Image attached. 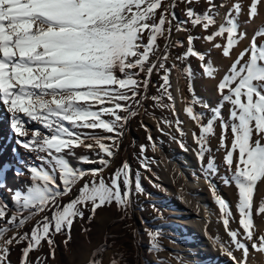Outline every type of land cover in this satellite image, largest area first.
<instances>
[{
    "label": "snow or ice",
    "instance_id": "6c2138e0",
    "mask_svg": "<svg viewBox=\"0 0 264 264\" xmlns=\"http://www.w3.org/2000/svg\"><path fill=\"white\" fill-rule=\"evenodd\" d=\"M181 2L186 6V23L201 26L204 31L216 24L214 0H206L208 8L203 14L192 7L199 0ZM245 6L247 19L254 20L259 9L264 8V0H247L246 5L236 0L228 9L225 23L202 37L212 43L223 58L231 59L232 50L247 35L237 19ZM175 7V0H0V104L9 114L16 143L30 153L40 154L36 156L39 164L27 169L31 186L25 192L16 191L13 199L22 209L30 210V216L52 211L51 218L45 216L38 221L30 234L17 231L4 239L8 231L23 227L30 217L13 215L6 219L7 206H0V221L6 219L5 226L0 228V264H10L8 256L14 243H26L20 264H30V252L45 240L55 258L53 232H66L64 243L67 245L72 225L76 218H84V209L90 206L89 221L98 209L112 203L126 211L131 204L133 184L135 192L142 191L138 175L134 180L127 161L107 180L102 173L115 156L118 137L123 135L129 117L137 114L133 106L141 103V88L146 91L157 69L165 73L160 86L163 95L173 101L168 91L169 53L166 46L162 54H158L157 41L161 37L170 39L176 19ZM187 30L175 26L177 32ZM225 34L226 43H215L217 37H225ZM258 38H264V28L255 31L250 46L239 52L219 79L216 90L220 101L211 108L212 115L206 123L205 113L195 112L193 107L201 102L192 88L191 68L187 66L183 70L192 93V100L184 111L199 128L198 135L193 133L198 146L196 156L230 237L227 244L218 239L214 243L219 244L220 251L231 258L233 264H247L249 248L264 254V234L255 235L252 219L254 194L258 185L264 184V42L258 44ZM195 39L193 35L187 36L186 51L177 59L197 58L202 75L215 79L217 69L208 59V53L194 47ZM176 46L183 47L184 41H177ZM152 99L161 107L175 110L174 103H162L163 96ZM225 104L230 106L227 119L222 114ZM217 121L220 128L217 151L223 150L227 170L223 183L237 189L239 228L236 230L229 227L234 218L230 205L217 193L211 179L219 174L209 146V137L216 135ZM33 123L39 127L30 128ZM165 123L171 124V121ZM181 123L176 120L177 131L183 136ZM97 130L110 135H96ZM148 139L152 141L151 136ZM179 143L183 150H188L183 141ZM79 148L95 152L99 166L77 169L70 158L76 157ZM145 150L142 145L141 153ZM78 160L93 162L84 156ZM142 167L147 169L148 166L142 163ZM88 176L91 180L86 179ZM80 181L84 183L78 195L61 207L58 199L72 193L73 186ZM256 214H264V199L256 208ZM158 235L149 233L152 247L157 250ZM236 251L242 252V259L237 260ZM90 264L101 262L93 259Z\"/></svg>",
    "mask_w": 264,
    "mask_h": 264
},
{
    "label": "rangeland",
    "instance_id": "374dc122",
    "mask_svg": "<svg viewBox=\"0 0 264 264\" xmlns=\"http://www.w3.org/2000/svg\"><path fill=\"white\" fill-rule=\"evenodd\" d=\"M234 2L236 0H214V3L217 5L213 13L216 24L210 26L207 31H204L201 26L193 27L190 22L186 23V6L181 0H175L176 7L174 10L176 19L173 21L172 38L170 40L161 37L157 41L160 48V53L158 54H162L166 46L169 53L166 67L170 69L168 74L170 87L168 91L171 93L173 101H169L167 96L163 95V89L160 86L164 83L162 77L165 73L164 70L157 69L153 72L146 91L141 88V103L139 106H133V111L137 114L129 117L123 128V135L118 137L119 143L115 149V156L110 160L109 166L102 173L107 180L114 170L120 167L122 162L127 161L131 165L133 179L135 180L138 175L142 191L135 192L133 184L131 204L126 211H122L115 203H112L110 206L98 209L94 218L89 221L88 217L91 214L90 206L88 209H84V218H76L72 225L71 240L67 245L64 243L67 238L66 232L61 234H55L53 232L51 234V238L54 241L52 247L55 249V258H52L50 247L45 240L35 250L30 252V264H90L93 259L100 260L101 264H113V261L116 264H195L189 260L191 258L193 259V257L188 256L187 258L176 250V237L179 235L180 227L177 224L178 218L170 213L171 208L166 203L169 197L165 190V184L168 182L163 178L161 173L160 160L156 159L157 153L171 156L173 152H176L178 154L188 155L191 158L195 168L190 177L203 181L206 186L204 191L209 195V209L217 214V220L208 223V226L212 228V235L215 240L218 239L221 243L227 244L230 241V237H228L222 220L220 219L219 208L214 201L209 183L205 179L201 164L197 159L195 150L198 146L195 144L194 138L193 140L191 139L190 133L193 135L195 132L198 135L199 128L186 115L185 111H183V115L179 113L174 91L177 84L183 96L185 109L187 103L192 100V93L189 92V83L183 70L187 66H190L192 72V88L194 89L195 96L201 102L193 107L195 112L205 113L204 122H207V119L212 115L211 108L218 106L220 101V96L216 90L219 79L222 78L231 63L234 62L239 52L250 46L255 31L264 28L263 8L259 9L257 18L248 20L246 14L247 7L245 6L242 14L237 19L241 30L246 31L247 35L234 47L231 59L223 58L220 51L213 48L212 43L207 42L202 37L217 31L220 25L225 23L228 9ZM240 2L246 5L247 0H240ZM221 4L225 6L219 7ZM192 7L197 13L203 14L207 10L208 4L206 0H199V3H194ZM257 20H260L261 24L258 27L251 28ZM176 25H180L188 30L177 32L175 31ZM188 35L196 37L194 47L198 51L209 54L208 59L212 61L214 67L217 69L215 79H209L202 75L200 62L197 58L189 57L187 60L177 59L178 56H182L186 51ZM177 41H184V46H176ZM262 42H264V38L257 39L258 44ZM215 43H226V34L225 37H217ZM152 59L155 60V57H152ZM246 59L247 57H245ZM142 78L143 73H141ZM156 96H163V104L174 103L175 110L173 111L171 107H161L152 99V97ZM201 104H207L210 107L205 109ZM229 108L230 106L225 104L222 111L225 119L228 118ZM121 115H127V113H121ZM177 119L182 121L180 127L183 130V136L177 131ZM165 121H171V124L165 123ZM95 134L110 135L100 130H97ZM219 135L220 128L219 122L217 121L216 135L209 137V146L212 149L210 155L215 157L219 174L211 177V179L216 186L217 193L230 205L234 218L230 220L229 227L232 230H236L239 228V213L236 208L238 202L237 189L234 185L226 186L223 183V177L227 175V170L223 164V150L217 151L219 147ZM149 136L152 138L151 142L148 139ZM179 141H183L185 147L188 149L187 151L180 147ZM105 142L107 143V141ZM153 143L155 144V148H153ZM142 145L146 148L143 153H141ZM36 154H33V157L40 155L39 153ZM77 154L79 156L95 155L91 159L93 162L88 163L90 165L89 168L99 166L96 162L98 157L95 152L85 148H79L76 150V157H78ZM207 158L206 155L205 164L207 163ZM36 162L39 161L36 160ZM142 163L147 164V169L142 167ZM23 179L31 181L27 176ZM86 179L91 180V176L86 177ZM83 183L84 181L78 182L73 186L72 193L58 199L61 207L78 195V190L83 186ZM263 189L264 184H259L258 191L254 194L252 219L254 232L257 237L264 234V214H256V208H258L260 201L264 199ZM16 191L21 190L16 186L8 188L4 182H0V206H7L6 219L13 215H22L30 218L23 227L8 231L4 239L10 238L17 231L20 234H30L32 228L38 221H42L45 216L51 218L52 215L51 210H45L44 212L30 216V210L22 209V206L14 201L13 196ZM6 219L5 221H0V228L5 226ZM150 232L159 233L156 241L159 245L158 250L152 247V240L149 236ZM25 246L26 243L19 245L14 243L10 246L8 256L10 264H20L22 248ZM184 246H187V243L185 244L184 242ZM95 253L99 254L94 256ZM193 254L190 251V255L193 256ZM234 255L237 260L242 259V252L236 251ZM224 257V264H233L231 258L226 255ZM259 258H264V254L257 253L249 248L247 264H250V260L257 261Z\"/></svg>",
    "mask_w": 264,
    "mask_h": 264
},
{
    "label": "bare ground",
    "instance_id": "6f19581e",
    "mask_svg": "<svg viewBox=\"0 0 264 264\" xmlns=\"http://www.w3.org/2000/svg\"><path fill=\"white\" fill-rule=\"evenodd\" d=\"M259 24L261 22L257 20L251 28L258 27ZM174 92L177 109L183 115V96L177 84ZM29 127L36 128L39 125L33 123ZM190 135L193 140L192 133ZM33 154L35 155L16 143L15 134L10 128L9 114L0 104V168L3 169L0 173V182H4L8 188L16 186L25 192L31 186V181L23 179L25 176L30 178L27 169L39 164ZM77 156L81 157L78 154ZM94 156L84 155L90 160ZM78 157L70 158L71 163L77 169H88L90 165L87 162L81 163ZM156 159L160 160L161 173L168 182L165 184L169 197L166 203L171 208L170 213L178 218L177 224L180 227L179 235L176 237V250L187 258L193 257L189 260L195 264H224V254L220 251L219 244L214 243L212 228L208 226V223L217 220V214L209 209V195L204 191L206 186L203 181L190 177L195 168L193 161L188 155L176 152L171 156L157 153ZM184 242L187 246H184ZM190 251L194 253L193 256L190 255ZM250 264H264V258L250 260Z\"/></svg>",
    "mask_w": 264,
    "mask_h": 264
},
{
    "label": "water",
    "instance_id": "95a60500",
    "mask_svg": "<svg viewBox=\"0 0 264 264\" xmlns=\"http://www.w3.org/2000/svg\"><path fill=\"white\" fill-rule=\"evenodd\" d=\"M171 38H172V34H171L170 40H171ZM170 40H169V41H170Z\"/></svg>",
    "mask_w": 264,
    "mask_h": 264
}]
</instances>
